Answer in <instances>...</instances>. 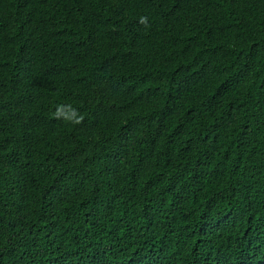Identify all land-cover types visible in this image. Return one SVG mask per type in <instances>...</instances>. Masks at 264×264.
Listing matches in <instances>:
<instances>
[{
  "label": "trees",
  "instance_id": "16d2710c",
  "mask_svg": "<svg viewBox=\"0 0 264 264\" xmlns=\"http://www.w3.org/2000/svg\"><path fill=\"white\" fill-rule=\"evenodd\" d=\"M0 264H264V0H0Z\"/></svg>",
  "mask_w": 264,
  "mask_h": 264
}]
</instances>
